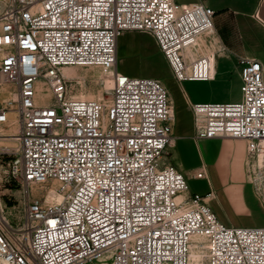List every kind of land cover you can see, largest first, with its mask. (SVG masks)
<instances>
[{
    "label": "built area",
    "instance_id": "built-area-1",
    "mask_svg": "<svg viewBox=\"0 0 264 264\" xmlns=\"http://www.w3.org/2000/svg\"><path fill=\"white\" fill-rule=\"evenodd\" d=\"M213 14L201 0H0V82L16 94L14 108L0 107L4 264H88L105 256L110 264H191L194 246L204 264H264V226L222 222L212 192L190 191L167 159L174 139L167 86L116 66L119 36L138 31L152 36L176 80L212 79L210 56L224 51ZM237 61L240 99L191 104L193 137L244 140L257 190L264 182L263 67L247 56ZM63 66L107 72L109 96L72 95L57 73ZM41 77L50 96L38 97Z\"/></svg>",
    "mask_w": 264,
    "mask_h": 264
},
{
    "label": "crops",
    "instance_id": "crops-1",
    "mask_svg": "<svg viewBox=\"0 0 264 264\" xmlns=\"http://www.w3.org/2000/svg\"><path fill=\"white\" fill-rule=\"evenodd\" d=\"M201 1L214 10L215 33L224 51L214 57L212 79L178 81L173 76L170 81L162 79L169 89L174 110V139L168 147L167 159L187 180H205L208 189L200 194L212 192L210 203L217 217L226 224L239 226L234 223L235 219L257 222L264 216V205L247 174L246 143L228 137L195 139L191 104L201 101L193 98L185 84L190 87L192 83L209 81L229 83L238 89L240 99L239 56L258 60L264 78V0ZM142 33L145 32L129 30L119 36L117 63L121 55L138 58L142 54L141 45L135 40ZM198 170L204 171L205 178L194 177Z\"/></svg>",
    "mask_w": 264,
    "mask_h": 264
},
{
    "label": "rangeland",
    "instance_id": "rangeland-1",
    "mask_svg": "<svg viewBox=\"0 0 264 264\" xmlns=\"http://www.w3.org/2000/svg\"><path fill=\"white\" fill-rule=\"evenodd\" d=\"M189 1L191 0H178L180 3ZM135 40L141 45L142 54L138 58L125 55L119 56L117 63L118 70L130 76H152L158 77L161 80L164 79L170 81L172 78L171 69L162 53L159 51L154 39L151 36L142 33L138 34ZM47 72L48 70H44L43 73L45 74ZM57 73L62 80L65 81L68 90L72 95L85 98H107L109 96L108 90L111 88L112 81L111 79L107 80L102 77L101 73H103V71L98 67L63 66L59 68ZM194 84L192 83L190 87H188L187 84L185 85L193 98L198 101L224 102L236 101L239 99L238 89L234 88L229 83L209 81ZM37 85L38 97L45 95L46 92L49 96L51 95L44 77L39 78ZM13 93L14 90L10 84L0 82V107L6 104L10 106V108H14ZM50 99L45 100V102H49ZM9 128H11L12 131H15L16 123L10 125ZM187 183L192 192L197 191L203 193L208 189V185L203 179H188ZM258 188L257 194L264 205V182L261 184L258 183ZM14 194L16 195L17 192L15 191ZM18 207L21 208L22 204L18 205ZM234 223L239 226L264 225V216L257 222H250L247 219H235ZM88 264H110V260L105 256L99 261H94ZM199 264H204L202 257Z\"/></svg>",
    "mask_w": 264,
    "mask_h": 264
},
{
    "label": "bare ground",
    "instance_id": "bare-ground-1",
    "mask_svg": "<svg viewBox=\"0 0 264 264\" xmlns=\"http://www.w3.org/2000/svg\"><path fill=\"white\" fill-rule=\"evenodd\" d=\"M210 58H211V62H213L214 58L212 56H210ZM212 70H214V68H212ZM101 76L107 80L111 79L110 75L107 72L101 73ZM15 98H16V94L13 93V100H15ZM8 116L11 118L12 123H16L17 115L14 111H10L8 113ZM0 141H2V138H0ZM201 257H202V255H201L199 249L196 246H194L191 249V253H190L191 264H199ZM0 264H4V263L0 260Z\"/></svg>",
    "mask_w": 264,
    "mask_h": 264
}]
</instances>
